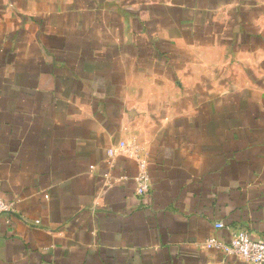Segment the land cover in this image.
Masks as SVG:
<instances>
[{
	"label": "crops",
	"instance_id": "0c3cea01",
	"mask_svg": "<svg viewBox=\"0 0 264 264\" xmlns=\"http://www.w3.org/2000/svg\"><path fill=\"white\" fill-rule=\"evenodd\" d=\"M0 198V264H245L204 243L264 238V0H0Z\"/></svg>",
	"mask_w": 264,
	"mask_h": 264
},
{
	"label": "built area",
	"instance_id": "2783aa9c",
	"mask_svg": "<svg viewBox=\"0 0 264 264\" xmlns=\"http://www.w3.org/2000/svg\"><path fill=\"white\" fill-rule=\"evenodd\" d=\"M113 153V149H108L110 157ZM134 181L135 195L141 198L148 196L151 190V182L148 173V161L144 155H137V173ZM11 212H13L12 203L0 198V214H10ZM35 223L38 224L39 221L35 220ZM223 227L221 222L214 223L216 229ZM204 245L207 249L216 250L225 257H235L245 262V264H264V238H252L241 228L233 230L227 241L210 236Z\"/></svg>",
	"mask_w": 264,
	"mask_h": 264
}]
</instances>
